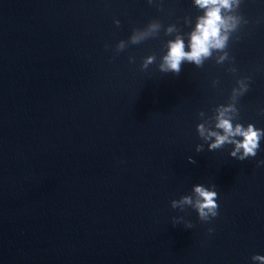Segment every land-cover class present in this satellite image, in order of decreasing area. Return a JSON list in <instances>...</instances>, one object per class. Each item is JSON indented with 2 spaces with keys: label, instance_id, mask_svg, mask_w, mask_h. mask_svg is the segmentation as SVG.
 Segmentation results:
<instances>
[{
  "label": "water",
  "instance_id": "water-1",
  "mask_svg": "<svg viewBox=\"0 0 264 264\" xmlns=\"http://www.w3.org/2000/svg\"><path fill=\"white\" fill-rule=\"evenodd\" d=\"M200 14L194 0H0V264H260L264 137L241 161L196 125L217 130L249 77L230 116L264 129V0H241L229 60L161 73L167 41L187 45ZM151 19L158 35L115 51ZM196 183L218 194L208 222L171 207Z\"/></svg>",
  "mask_w": 264,
  "mask_h": 264
},
{
  "label": "clouds",
  "instance_id": "clouds-1",
  "mask_svg": "<svg viewBox=\"0 0 264 264\" xmlns=\"http://www.w3.org/2000/svg\"><path fill=\"white\" fill-rule=\"evenodd\" d=\"M151 4L153 0H148ZM241 0H194V5L202 10V14L196 17V22L188 34L187 45L184 38L177 34L174 39L167 41V50L160 57L158 69L161 73L181 72V66L184 63L194 64L196 67H203L205 60L213 58L214 53H220L215 57L217 64H223L229 60L227 51L229 40L233 33L237 32L240 25L247 23L244 18L238 14ZM119 26L120 21L114 20ZM161 23L158 19H151L142 28H134L128 41L120 40L115 45V51H123L129 43L138 44L150 37L159 34ZM176 31L175 25H169L165 32L171 34ZM107 48L108 45L106 44ZM187 49V50H186ZM130 62H134L133 57H129ZM156 62L155 54L148 55L143 59L142 69H147L149 65ZM229 71L235 73L236 68L231 67ZM249 77H241L237 79L238 88L232 89V104L220 105L216 109L215 129L206 128L203 123L196 125L197 133L208 143V150H216L222 148L226 143L234 144L235 147L230 152V156L238 160H245L248 157H255L260 148V140L264 137V129L255 127L249 123L247 127L243 124L236 123L233 125V119L230 113L238 112L235 107V101L238 100L249 88L247 81ZM217 81H213V84ZM203 116V111L198 113ZM239 137V139H237ZM204 150L203 144L196 145L197 153ZM188 162L195 164L196 161L189 156ZM258 164H264V160L258 161ZM217 192L215 185L206 187L204 184L196 183L192 187L191 195H181L179 199L171 200L173 209L184 210V206H191L196 210L198 218L203 222H208L218 215L219 204L217 203ZM174 222L183 220L182 217H174ZM186 228H192L191 221H184ZM213 228H209L208 232H213ZM253 261L264 264V255L254 254Z\"/></svg>",
  "mask_w": 264,
  "mask_h": 264
}]
</instances>
